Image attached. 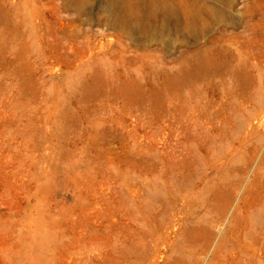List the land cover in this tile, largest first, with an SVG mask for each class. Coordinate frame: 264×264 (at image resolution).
I'll use <instances>...</instances> for the list:
<instances>
[{"label": "rangeland", "instance_id": "obj_1", "mask_svg": "<svg viewBox=\"0 0 264 264\" xmlns=\"http://www.w3.org/2000/svg\"><path fill=\"white\" fill-rule=\"evenodd\" d=\"M179 1L0 0V264H264V0Z\"/></svg>", "mask_w": 264, "mask_h": 264}, {"label": "bare ground", "instance_id": "obj_2", "mask_svg": "<svg viewBox=\"0 0 264 264\" xmlns=\"http://www.w3.org/2000/svg\"><path fill=\"white\" fill-rule=\"evenodd\" d=\"M69 1L72 5L76 6L78 9L83 8V6H86L88 3H90V0H69ZM179 3L182 4L180 8L183 14L185 15V17L187 18L184 28L183 27L182 28L184 30L190 31V29L192 28L190 26L192 25L191 20L193 18L190 19L188 15H190L191 11H196V9L194 5L186 4L184 3V1L105 0V6L107 8L104 9V11L101 8L100 10L106 12V19L108 20L110 26L117 28L119 31L125 34H129L133 32L146 34L152 29L151 28L152 20H156L157 17H160V21L155 26V28L157 29L156 30L157 32L163 33L166 31L165 20L169 17L173 18V16H176L177 11H179ZM209 13L212 14L213 16H216L217 18L221 16V10L219 8L217 9L214 8L212 10H209ZM213 16L212 19H215L213 18ZM190 33L191 31L188 34Z\"/></svg>", "mask_w": 264, "mask_h": 264}]
</instances>
